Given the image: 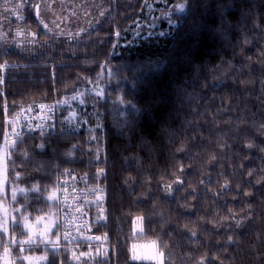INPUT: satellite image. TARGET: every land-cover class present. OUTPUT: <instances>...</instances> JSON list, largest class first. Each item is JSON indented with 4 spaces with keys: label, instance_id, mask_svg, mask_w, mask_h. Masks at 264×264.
<instances>
[{
    "label": "trees",
    "instance_id": "trees-1",
    "mask_svg": "<svg viewBox=\"0 0 264 264\" xmlns=\"http://www.w3.org/2000/svg\"><path fill=\"white\" fill-rule=\"evenodd\" d=\"M31 2L11 23L32 39L0 37V145L21 110L49 111L96 80L103 96L87 95L88 124L66 128L56 115L14 141L5 190H21L0 255L11 247L14 264H26L22 253L46 255L43 264H156L132 258L136 243L153 242L163 264H264V0H108L96 24L70 34L43 29ZM149 2L180 9L149 27ZM96 166L107 174L105 242L70 247L56 220L57 249L21 251L23 218L53 209L57 218L49 196L62 172ZM78 253L84 260L73 262Z\"/></svg>",
    "mask_w": 264,
    "mask_h": 264
},
{
    "label": "rangeland",
    "instance_id": "rangeland-1",
    "mask_svg": "<svg viewBox=\"0 0 264 264\" xmlns=\"http://www.w3.org/2000/svg\"><path fill=\"white\" fill-rule=\"evenodd\" d=\"M108 0H32V8L36 20L41 27L48 32L58 34H70L72 32H79L96 24L105 14ZM149 12L147 14L151 16V25L154 27L158 25V20H165L166 24L172 23L171 16L174 12H177L180 7L168 6L162 8V11L155 12L157 5L154 2H149ZM164 6V5H162ZM154 10V12H153ZM24 18L23 3L22 0H0V34L4 37V43L7 45L13 44L14 46L23 43L24 38L29 39L33 36L32 32L23 26L12 25V19L22 20ZM147 34H154V32L147 31ZM30 35V36H26ZM9 40V42L6 41ZM32 39V38H31ZM21 46V45H20ZM93 94L97 96H103V87L100 85L99 80L91 82L89 86L84 87L79 92L64 98L61 102L49 106L46 114L38 118L29 117L30 113L33 114V108H27L21 110L13 117L9 118L11 121V129L5 137L3 143L0 145V220L5 222V229L0 228L6 235H10V229L16 222L14 208L11 206V202L14 200L15 195L21 189H12L8 195L6 194V160L9 154V150L12 147L14 141L24 131H28L29 126H48L57 115L59 122L66 128H79L84 122L87 124L88 113L87 112V95ZM73 97H76L73 99ZM81 101H84L81 103ZM49 198H55V193L52 192ZM54 210V209H53ZM49 211L33 220L27 219V222L32 225L33 232L35 233L33 243H20V250H24L29 245L34 243H42V237L40 231L48 228L47 239L56 241V236L52 235V231L55 228L57 218L54 215V211ZM22 228L27 232V237L20 240V242H27L29 240L30 231L25 225V219H22ZM7 242H13L10 235V239L6 238ZM43 248H53L51 244L46 242L42 243ZM9 249V253L5 255L3 252L0 255V264H14V257L12 256L11 247H5ZM4 248V249H5ZM22 258L26 264H43L46 261V255H29L22 253ZM28 257L30 259H25ZM39 257H45V259H38ZM84 260L81 254H73L70 259L73 262H80ZM94 258L85 259L92 261Z\"/></svg>",
    "mask_w": 264,
    "mask_h": 264
},
{
    "label": "built area",
    "instance_id": "built-area-1",
    "mask_svg": "<svg viewBox=\"0 0 264 264\" xmlns=\"http://www.w3.org/2000/svg\"><path fill=\"white\" fill-rule=\"evenodd\" d=\"M47 113L44 107L29 117ZM43 131L44 126H29L28 130ZM106 170L102 166L83 171L62 172L55 190L58 207V238L68 246L103 244L105 235L99 231L103 212ZM67 236V238H65Z\"/></svg>",
    "mask_w": 264,
    "mask_h": 264
},
{
    "label": "water",
    "instance_id": "water-1",
    "mask_svg": "<svg viewBox=\"0 0 264 264\" xmlns=\"http://www.w3.org/2000/svg\"><path fill=\"white\" fill-rule=\"evenodd\" d=\"M136 255H141L142 257H153L144 258L145 260H152L156 264H163V254L158 250V247L153 242H142L136 243L133 247Z\"/></svg>",
    "mask_w": 264,
    "mask_h": 264
},
{
    "label": "snow or ice",
    "instance_id": "snow-or-ice-1",
    "mask_svg": "<svg viewBox=\"0 0 264 264\" xmlns=\"http://www.w3.org/2000/svg\"><path fill=\"white\" fill-rule=\"evenodd\" d=\"M76 97H73V99H75ZM84 101H81V103H83ZM42 146V145H41ZM249 147H251V145H249ZM25 219V225L26 227L29 228V231H30V236H29V240L27 242H21V243H33L34 241V236H35V233L33 232V228H32V225H30L28 222H27V219ZM237 224L239 225V221H237ZM0 228H3L6 230L5 228V222L3 220H0ZM47 231H48V228L46 227L45 229L41 230L40 231V235L42 237V240L41 242H46L48 244H51L53 248H56L58 247V244L55 243L54 241H51V240H48L47 239ZM67 238V236L65 237ZM4 252H5V255H7L9 253V249L8 248H5L4 249ZM82 255H86V254H82ZM105 255H107V253H105ZM133 259H142V258H153V257H140V256H137V255H133L132 257ZM25 259H30L28 257H25ZM38 259H45V257H39ZM6 264H7V261H6Z\"/></svg>",
    "mask_w": 264,
    "mask_h": 264
}]
</instances>
